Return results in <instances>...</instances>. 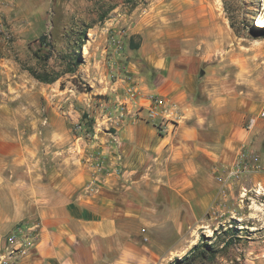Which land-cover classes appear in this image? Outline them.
<instances>
[{"label":"crops","instance_id":"crops-1","mask_svg":"<svg viewBox=\"0 0 264 264\" xmlns=\"http://www.w3.org/2000/svg\"><path fill=\"white\" fill-rule=\"evenodd\" d=\"M175 5L180 15L173 22V0H152L151 19H139L119 58L144 94L176 107L173 121L148 120L146 105L131 106L111 118L112 128L76 134L48 104L37 120L42 126L32 120L23 127L7 101L68 95L61 75L45 83L10 51L0 58V253L16 227L37 234L16 264H169L177 240L216 195L214 167L232 164L243 147L264 164V89L255 99L227 91L205 50L209 26L220 19L205 0ZM55 120L57 127L49 128ZM97 152L116 169L88 193L93 166L87 155ZM256 185L264 187V169L232 186L230 206L237 202L233 191Z\"/></svg>","mask_w":264,"mask_h":264},{"label":"rangeland","instance_id":"rangeland-1","mask_svg":"<svg viewBox=\"0 0 264 264\" xmlns=\"http://www.w3.org/2000/svg\"><path fill=\"white\" fill-rule=\"evenodd\" d=\"M89 1L14 0L2 8L0 58L10 51L12 59L23 68L32 66L38 72L60 74V86L68 95L65 100L48 101L41 95L35 100L7 101L4 106L23 127L28 128L32 120L37 125L49 104L54 107L52 112L65 116L66 129L76 134L112 128L111 118L118 115V102L128 82L133 81L119 58L135 34L133 28L139 19H151L152 0ZM205 1L210 4L211 15L220 19L209 26L205 47L207 62L222 70L214 76L224 77L222 84L227 91L241 90L240 94L249 99L259 98L264 89V25L258 21L264 16V0ZM191 2L173 0V22L180 15L174 10L175 4ZM40 35H45L42 42ZM114 39L119 40L121 48L113 44ZM251 66L253 73L249 71ZM108 115L110 119H106ZM57 125L55 120L48 127ZM233 195L238 196V203L231 206L234 212L220 216L208 208L198 224L177 240L174 257L185 254L190 248L187 245L198 238L197 242L211 247L205 256L195 251L193 264H264V187L256 185L233 191ZM230 196L229 200L234 201Z\"/></svg>","mask_w":264,"mask_h":264},{"label":"built area","instance_id":"built-area-1","mask_svg":"<svg viewBox=\"0 0 264 264\" xmlns=\"http://www.w3.org/2000/svg\"><path fill=\"white\" fill-rule=\"evenodd\" d=\"M14 0H0V26H2V8L5 5H12ZM117 48H121L118 39L113 40ZM126 70L125 66H122ZM146 105V119L153 120L160 115L162 118L171 119L176 113V107L173 104L165 103L158 96L146 95L138 87L135 81L128 82L125 88V95L118 102L116 110L118 119L129 112L131 106L141 108ZM264 115V107L261 110ZM115 117V118H116ZM108 115L106 119H110ZM88 160L92 163L93 171L90 180L85 184L88 193H94L98 190L99 180L109 170H115V164L111 165L108 158L101 153H89ZM264 169V164L260 163L257 152L245 149L244 147L238 153L237 158L232 164L217 165L214 167V178L217 183V192L209 207L214 215H224L227 212H234L229 204V195L232 186L238 183L244 176L251 172H258ZM245 191V189H242ZM37 234L34 228L16 227L6 237L7 246L0 253V264H16L17 257L30 250L36 241ZM146 239V238H144Z\"/></svg>","mask_w":264,"mask_h":264},{"label":"trees","instance_id":"trees-1","mask_svg":"<svg viewBox=\"0 0 264 264\" xmlns=\"http://www.w3.org/2000/svg\"><path fill=\"white\" fill-rule=\"evenodd\" d=\"M44 39H45V35H40L39 36V41L42 42ZM26 69L37 80L45 82V83L54 82L60 76V74H57V73L56 74H51L50 72H47V71L38 72L32 66H28ZM66 71H68V70H66ZM70 71H72V70H70ZM90 132H92V130H88L87 131V133H90ZM210 247L211 246L209 245V243H205L203 241L202 242H197V243L193 244L188 249V251H186V253L183 254L182 256L173 257V259L169 262V264H193V262H194V260L196 258V254L194 252L195 251H199L198 253L200 255L205 256L208 251L210 252Z\"/></svg>","mask_w":264,"mask_h":264},{"label":"bare ground","instance_id":"bare-ground-1","mask_svg":"<svg viewBox=\"0 0 264 264\" xmlns=\"http://www.w3.org/2000/svg\"><path fill=\"white\" fill-rule=\"evenodd\" d=\"M258 24L264 25V16L260 17V20L258 21Z\"/></svg>","mask_w":264,"mask_h":264}]
</instances>
